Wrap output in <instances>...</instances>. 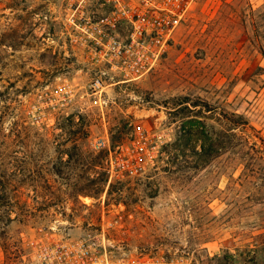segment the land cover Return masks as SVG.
I'll return each mask as SVG.
<instances>
[{
	"label": "rangeland",
	"instance_id": "rangeland-1",
	"mask_svg": "<svg viewBox=\"0 0 264 264\" xmlns=\"http://www.w3.org/2000/svg\"><path fill=\"white\" fill-rule=\"evenodd\" d=\"M62 4L0 0V264H264V0H199L102 107Z\"/></svg>",
	"mask_w": 264,
	"mask_h": 264
},
{
	"label": "built area",
	"instance_id": "built-area-1",
	"mask_svg": "<svg viewBox=\"0 0 264 264\" xmlns=\"http://www.w3.org/2000/svg\"><path fill=\"white\" fill-rule=\"evenodd\" d=\"M198 1L63 0L62 32L94 70L87 92L95 104L102 107L109 86L135 83L148 76ZM36 17L49 18L39 13ZM92 148L110 152V138L94 140ZM82 245L68 250L65 245H57L45 254H37V260L39 264H94L91 258L87 260L88 254L100 253L82 249Z\"/></svg>",
	"mask_w": 264,
	"mask_h": 264
},
{
	"label": "trees",
	"instance_id": "trees-1",
	"mask_svg": "<svg viewBox=\"0 0 264 264\" xmlns=\"http://www.w3.org/2000/svg\"><path fill=\"white\" fill-rule=\"evenodd\" d=\"M262 54L264 55V51L262 50ZM244 122H239V123H237V124H234V125H236V126H238V125H241V124H243ZM177 151H179V150H177ZM173 157H178L179 156V153H175V154H173L172 155ZM1 198H4L3 196H0ZM8 220H10V218H8Z\"/></svg>",
	"mask_w": 264,
	"mask_h": 264
}]
</instances>
